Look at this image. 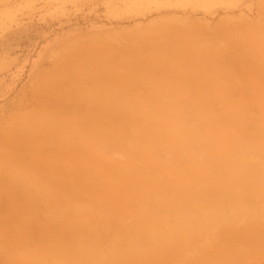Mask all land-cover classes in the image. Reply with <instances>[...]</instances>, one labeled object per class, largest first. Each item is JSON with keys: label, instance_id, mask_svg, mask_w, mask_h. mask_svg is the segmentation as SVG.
Listing matches in <instances>:
<instances>
[{"label": "bare ground", "instance_id": "bare-ground-1", "mask_svg": "<svg viewBox=\"0 0 264 264\" xmlns=\"http://www.w3.org/2000/svg\"><path fill=\"white\" fill-rule=\"evenodd\" d=\"M140 36L78 43L0 128V264L264 253V25L224 32L234 59L170 26Z\"/></svg>", "mask_w": 264, "mask_h": 264}, {"label": "rangeland", "instance_id": "rangeland-1", "mask_svg": "<svg viewBox=\"0 0 264 264\" xmlns=\"http://www.w3.org/2000/svg\"><path fill=\"white\" fill-rule=\"evenodd\" d=\"M263 25L264 0H0V128L37 107L46 73L80 42L135 46L170 26L214 39L234 59L224 32ZM252 264H264V253Z\"/></svg>", "mask_w": 264, "mask_h": 264}]
</instances>
